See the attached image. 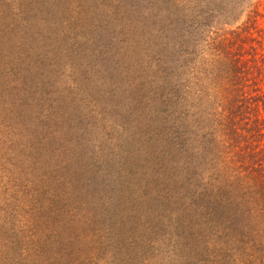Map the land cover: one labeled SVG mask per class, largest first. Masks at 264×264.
Wrapping results in <instances>:
<instances>
[{"label": "trees", "instance_id": "1", "mask_svg": "<svg viewBox=\"0 0 264 264\" xmlns=\"http://www.w3.org/2000/svg\"><path fill=\"white\" fill-rule=\"evenodd\" d=\"M159 2L161 28L153 31L162 39L155 53L162 58L146 54L143 84L113 75L110 90L97 88L84 98L76 90L77 64L70 60L67 66L66 144L90 150L91 162L78 170L103 173V187L93 193L92 179L81 184V172L63 168L48 185L58 212L51 218L58 244H48L44 232L48 211L23 198L25 210L33 205L35 213L19 214L18 222L12 214L0 264H140L165 240L168 246L187 234L205 248L199 264H264V0ZM109 37L116 49V31ZM66 38L60 49L105 60L97 45L83 46L72 34ZM83 69L82 76H93ZM57 104L49 103L48 114L58 120ZM113 130L126 138L120 142ZM82 191L97 204L79 196L69 200ZM83 214L88 221L80 222ZM75 222L86 241L72 232ZM109 237L108 247L89 246Z\"/></svg>", "mask_w": 264, "mask_h": 264}, {"label": "rangeland", "instance_id": "2", "mask_svg": "<svg viewBox=\"0 0 264 264\" xmlns=\"http://www.w3.org/2000/svg\"><path fill=\"white\" fill-rule=\"evenodd\" d=\"M128 1H132V5L127 4ZM161 8L159 0H116L113 6L93 0H0V246L11 234V217L14 215L18 222L19 214H34L35 206H43L48 211V227L44 230L49 236L48 244H58L52 233L51 220L58 212L53 208V197L48 195L49 181L60 177L63 168L78 175L81 172L79 166L91 162L87 147L66 144L69 132L65 123L71 105V99L63 90L68 85L65 82L68 80L67 66L70 60L77 64L79 85L76 90L84 98L88 93H95L97 88L100 91L103 88L110 90V77L113 75L125 74L134 82L143 84L146 79L143 74L149 65L146 54L152 53L159 58V62L162 58L155 54L161 51L162 39H157L159 36H155L153 31L161 28ZM113 16L117 18L116 22L112 21ZM118 28L123 32L121 42ZM115 31L116 49H113L108 44L109 36H115ZM71 34L83 46L97 45L105 60H100L98 53L81 59L71 47L60 49L59 43ZM87 61L91 63L86 64ZM81 68L86 74L93 70V76H82ZM122 85L127 88L126 83ZM122 97L119 95V98ZM49 103H58L55 111L59 121L54 113L48 114ZM62 104L66 105V112L61 110ZM123 132L113 130L111 133L119 136L122 142L126 138ZM105 143L107 141L102 139V144ZM121 153L124 154V151ZM109 162L118 164L113 157ZM127 162L124 164L128 166ZM80 177L81 184H87L88 178L92 179L93 193L103 187V173L98 174L95 168L81 172ZM53 186L56 188L55 184ZM153 195L157 199L156 193ZM76 196L97 204L84 191L73 194L69 200H76ZM23 198H29L35 206L25 210L24 205L27 204L20 202ZM154 204L159 205L157 200ZM110 205L108 203V207ZM144 205L145 202L136 203V210ZM57 210L61 213V209ZM83 215L80 222L88 221V215ZM159 218V222L164 224L163 216ZM151 219L154 222V215ZM74 225L72 232H79V223ZM167 232L168 228H164L162 235H167ZM84 234L86 232L78 233L82 241L89 238ZM110 240V237L104 241L100 238L89 246H102L103 249L110 245ZM196 243L195 237L189 234L180 235L175 242H168V246L165 240L158 252L154 250L155 253L146 256L147 260L140 264H199L198 260L205 258L206 254L201 252L205 251L204 246ZM0 249V256L3 257L6 249ZM111 253L103 257L107 258ZM45 258L48 262V256Z\"/></svg>", "mask_w": 264, "mask_h": 264}]
</instances>
